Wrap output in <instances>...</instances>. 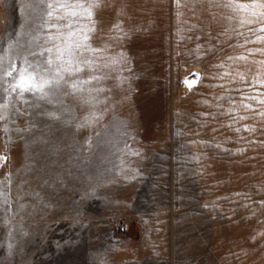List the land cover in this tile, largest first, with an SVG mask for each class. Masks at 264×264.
I'll use <instances>...</instances> for the list:
<instances>
[{
  "label": "rangeland",
  "instance_id": "obj_1",
  "mask_svg": "<svg viewBox=\"0 0 264 264\" xmlns=\"http://www.w3.org/2000/svg\"><path fill=\"white\" fill-rule=\"evenodd\" d=\"M30 3L0 0V48L34 31ZM92 13L94 70L65 79L101 76L86 87L103 91L26 93L0 121V264H264V104L241 106V91L264 100L250 83L264 54L248 51L264 42L244 44L261 25L228 0Z\"/></svg>",
  "mask_w": 264,
  "mask_h": 264
},
{
  "label": "snow or ice",
  "instance_id": "obj_2",
  "mask_svg": "<svg viewBox=\"0 0 264 264\" xmlns=\"http://www.w3.org/2000/svg\"><path fill=\"white\" fill-rule=\"evenodd\" d=\"M97 0H32L27 7L31 8L37 17L38 24L32 33H22L21 38L10 42L7 49L0 48V121L6 118V110L9 104L19 112L16 107V101L27 104L24 99L26 93L34 97L47 100L48 103L60 101L63 96L76 93H87V96H81L80 99L86 103H92L93 92H102V88L86 87L93 81L99 82L103 77L90 75L87 79H65L73 77L77 73L94 70V61L84 58L83 54L88 52L96 54L100 49L92 48L88 43L89 33L94 30L90 25L92 21V9L96 6ZM179 4V0H176ZM228 6L234 11H243L250 13L255 19H241V24L261 25L258 29H249V32L255 34L257 31L264 32V0H250V2H239V0H228ZM87 20L88 23H83ZM63 21V23H60ZM46 30L43 36L38 33ZM54 30V31H53ZM243 35V33H240ZM264 42V37L256 36L255 41L245 39L244 44ZM244 44L239 45L243 47ZM249 53L260 52L264 54V49H249ZM229 60L246 61L244 55L238 57H229ZM17 60L21 62L17 67ZM264 64V61L258 62ZM223 67V65H220ZM229 73H224L228 75ZM257 78L250 83L252 86H264V80ZM222 78V77H221ZM240 81L247 83L244 74H239ZM188 84V81L185 80ZM190 86V85H189ZM241 91L240 89H237ZM15 94L16 100L11 96ZM245 100H255L264 104V100L258 95H249L241 91V106L245 109L253 110L252 104H245ZM264 116V110L258 113ZM51 119H59L56 112L45 113ZM97 119L95 113L90 118H86L78 127L88 126ZM239 119H247L241 116ZM247 129V126H245ZM239 131V129H237ZM0 185V197L5 194Z\"/></svg>",
  "mask_w": 264,
  "mask_h": 264
}]
</instances>
